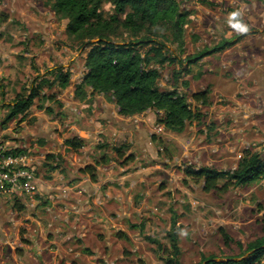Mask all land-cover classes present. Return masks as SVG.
<instances>
[{"label": "rangeland", "instance_id": "rangeland-1", "mask_svg": "<svg viewBox=\"0 0 264 264\" xmlns=\"http://www.w3.org/2000/svg\"><path fill=\"white\" fill-rule=\"evenodd\" d=\"M175 1L188 12L183 51L178 54L175 45L167 43L178 58L229 42L191 65L182 77L188 86L179 90L201 116L181 133L166 131L156 123L160 113L150 109L142 116L112 119L107 114L116 106L106 105L101 94L81 106L73 90L85 71L86 49L67 35V20L56 16L44 0H0V154L22 150L36 186L29 194L11 185L0 188V264L5 262V249L16 254L23 247L20 242L26 237L21 227L25 233L33 232L31 225L26 228L30 216H25L46 205L44 234H38V240L46 229L66 227L75 238V233L86 229L89 242L82 246L81 258H74L79 244L66 250L67 245L56 243L52 255L28 264H168L167 233L173 221L179 229L180 264H196L202 257L238 259L243 252L237 242L244 249L264 237V179L207 192L202 181L185 174L186 168L202 166L232 171L246 149L264 157V3ZM101 10L110 12L109 2H103ZM124 38L137 37L124 34ZM58 67L70 73V86L60 90L43 85L40 94L52 99L40 95L24 114L5 121L16 95L28 94L41 80L53 81ZM176 69L177 64L159 69L161 90L171 89ZM200 91L208 92L205 105L191 98ZM70 138L80 140L82 147H68L65 140ZM123 142L128 148L119 157L112 147ZM48 155L56 156L54 169L46 165ZM86 167L90 169L81 172ZM125 174L128 179L116 183L113 200L127 213L116 215L113 227L107 214L112 208L102 190H108L109 178ZM85 175L99 184L98 198L105 201L100 205L105 211L95 217L82 213L87 193L73 188V182L83 181ZM89 192L90 203L96 206V195ZM23 203L27 206L22 211L18 207ZM63 231L57 235L67 236L68 231Z\"/></svg>", "mask_w": 264, "mask_h": 264}, {"label": "trees", "instance_id": "trees-1", "mask_svg": "<svg viewBox=\"0 0 264 264\" xmlns=\"http://www.w3.org/2000/svg\"><path fill=\"white\" fill-rule=\"evenodd\" d=\"M260 1L264 3V0ZM103 2L111 5V11L106 14L101 10ZM44 4L56 16L67 20V35L86 49L85 71L73 90L76 101L86 102L93 95L101 94L117 107L122 117L139 115L150 109L160 113L157 114L156 123L174 133H181L188 123L200 118L198 109H193L185 93L179 90L180 86H188L182 77L189 73L191 65L224 49L229 42L178 58L168 49L167 43L175 45L176 53L183 51L184 25L188 20V12L181 10L175 0H44ZM124 34L137 38L126 40ZM176 64L178 69L172 72L171 89L161 90L158 85L161 76L159 69ZM53 75V81L41 80L28 94H17L8 107L5 121L24 114L41 95L43 85L49 88L56 85L60 90L70 86V73L63 71L62 67L55 69ZM207 93L195 92L191 98L195 103L205 105ZM41 97L52 99L46 94ZM39 107L51 112L48 107ZM65 144L74 150L82 147L81 141L76 138L66 139ZM127 148L126 142L112 147L119 157L123 156ZM4 154H22V150L12 149ZM55 159L54 155L47 156L45 163L49 170L56 167L52 166ZM88 169L86 167L81 172ZM185 174L196 181H202L203 189L207 192L225 191L264 179V157L246 149L232 171H218L202 166L198 169L186 168ZM221 180L223 183L219 186ZM178 230L173 221L167 233L168 264H180ZM223 238L228 243L229 238L225 234ZM236 244L247 255L243 256L242 253L238 259L228 257L223 261L202 257L196 264H259L264 259V237L249 242L244 249L241 243Z\"/></svg>", "mask_w": 264, "mask_h": 264}, {"label": "crops", "instance_id": "crops-1", "mask_svg": "<svg viewBox=\"0 0 264 264\" xmlns=\"http://www.w3.org/2000/svg\"><path fill=\"white\" fill-rule=\"evenodd\" d=\"M94 97L90 98L89 101H93V99H95ZM106 100H105L106 105L108 104V102L111 103L109 100H107V101ZM77 102L80 103L79 101H77ZM83 102H82L81 106H83ZM147 111H145L144 113H142L140 115L141 116L144 115ZM107 115L112 116V119L116 118V119L124 120V119H130L131 118V117H126V118L124 117L123 118L122 116H120L117 112V107H116V110L112 111V114H107ZM107 115H105V116H107ZM128 176L129 175L125 174V175L120 176L119 178H109V180H107V181H110V184L107 186L108 190H105V189L102 190L104 192V195H106V197H107V199L105 200L106 204H110L109 208H112L111 210H108L109 208L106 210H108L107 214L110 218V223L112 224L113 227H115L116 225L111 221L118 219V217H123V215H125V213H127L126 211H124L123 209H121L118 206V203L116 201L113 200V199H116L115 192L117 191V187H115V186H116V183L119 186L122 183L121 181H123V179H128ZM85 177L86 178L81 182H77V181L73 182V188L75 189V191H77V188H79V189H82L83 191H85L87 193L88 199H87V203L85 205H83V206H85V208L83 209L82 213L88 212V213H91L92 215H94V217H95V216L101 214L100 212L105 211V208L100 206L105 201H103L102 198L101 199L98 198V197H100L99 195H101V193H100L101 191L98 189L99 184L92 182L88 176L85 175ZM85 180H87V181L89 180V184L91 186L89 184H87L86 182H84ZM88 188H89V190H88ZM90 190L93 191V192H91L92 194L96 195V200H95L96 204L99 203L96 206H93L90 203V198H89L91 196L90 192H89ZM62 195H64V194H62ZM25 205L26 204L23 203V205L21 207L19 206L18 208H21V210L23 211L24 209H26V207H24ZM86 206H88V208H86ZM37 209H38V212H32L31 214H29V215L27 214L25 216V218L27 216H30V222L27 223L26 228L28 229L29 228L28 226L31 225V227H34L33 232L30 231L31 233L30 232L25 233V231H24L25 228L21 227V229L23 230V233L25 234L24 237H26L25 239L22 240V242H20L23 245V247L20 246V248L16 254L14 253V251L10 252L8 249H5V250H7V254L2 256L5 258L4 259L5 262H3V264H28L27 262H30V261H32V263H33V260H35V261L43 260L44 256L47 257L50 254L52 255L54 249L56 248L55 247L56 243L59 245L60 244L65 245V246L67 245L68 247L66 250H68L70 248V245L72 246L73 243L75 244V246L79 244L80 245L79 253H78V255H75L74 258H78V256H79V258H81L82 255H84L82 251L85 252V250L82 248V246L88 244V242H89V238H88L89 234L86 231V229L79 231V234L75 233L77 238L72 236V232H71L70 228L65 227V229H64L63 227H60L59 229H53L51 232H48L46 229V235L43 236L42 240H38L37 239L38 234L42 235L43 230L45 229V224H46L45 216L48 215L47 211H49V206L46 205V208L41 206V207H38ZM39 211H40V213H39ZM107 225H108V227L110 226L109 224H107ZM117 228H119V227H117ZM124 228L125 227H122V229H124ZM63 230L68 231L67 234H66V232L64 233L67 236H65V237L60 236L59 237L57 234ZM70 233H71V236H69ZM99 238H100V236H99ZM7 243H9V242H7ZM45 246H46V248H48V246L51 248L50 252H49V250L47 251L46 248H44ZM75 249H77V248H74V250Z\"/></svg>", "mask_w": 264, "mask_h": 264}, {"label": "built area", "instance_id": "built-area-1", "mask_svg": "<svg viewBox=\"0 0 264 264\" xmlns=\"http://www.w3.org/2000/svg\"><path fill=\"white\" fill-rule=\"evenodd\" d=\"M28 160L25 154H0V188L6 184L23 193L36 191V186L31 183L33 174Z\"/></svg>", "mask_w": 264, "mask_h": 264}, {"label": "water", "instance_id": "water-1", "mask_svg": "<svg viewBox=\"0 0 264 264\" xmlns=\"http://www.w3.org/2000/svg\"><path fill=\"white\" fill-rule=\"evenodd\" d=\"M215 261H223V259H214ZM235 260V259H234ZM205 263V262H203Z\"/></svg>", "mask_w": 264, "mask_h": 264}]
</instances>
